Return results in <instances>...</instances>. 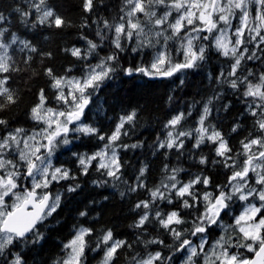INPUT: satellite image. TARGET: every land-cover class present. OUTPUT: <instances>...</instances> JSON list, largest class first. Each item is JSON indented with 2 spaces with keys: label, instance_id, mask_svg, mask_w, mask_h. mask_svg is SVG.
<instances>
[{
  "label": "trees",
  "instance_id": "obj_1",
  "mask_svg": "<svg viewBox=\"0 0 264 264\" xmlns=\"http://www.w3.org/2000/svg\"><path fill=\"white\" fill-rule=\"evenodd\" d=\"M142 2L138 20L172 35L157 1ZM131 6L132 0H0V185L3 162L12 161L14 184L32 189L20 143L4 142L42 128L35 109L43 100L61 106L58 81L109 67L106 77L89 87L81 112L92 131L72 134L54 147V166L67 176L37 190L39 196L51 192L49 209L29 237L2 249L0 264L15 257L21 264H65L82 228L81 264H101L112 247L108 264H137L154 255L155 264L201 263L202 255L193 258L184 243L200 246L203 238L210 260L218 262L221 256L210 248L223 235L243 240L250 260L261 246L264 229L263 240L249 249L253 241L237 217L247 202L262 205L264 216L262 198L234 195L217 220L204 198L206 192L230 194L244 162L243 144L263 132L264 104L255 109L247 83L257 73L251 66L248 71L246 61L239 74L247 81H232L235 56H224L210 43L196 64L181 59L182 48L179 54L172 49L178 67L153 74L156 50L137 48L134 35L118 32ZM159 18L163 24H157ZM117 131L116 173L98 157L85 162ZM172 131L180 137L170 144ZM215 132L228 149L220 150L211 137ZM174 214L178 220L169 221Z\"/></svg>",
  "mask_w": 264,
  "mask_h": 264
},
{
  "label": "rangeland",
  "instance_id": "obj_2",
  "mask_svg": "<svg viewBox=\"0 0 264 264\" xmlns=\"http://www.w3.org/2000/svg\"><path fill=\"white\" fill-rule=\"evenodd\" d=\"M132 1L133 6L128 11L127 22L118 25V32L126 33L129 38L134 35L137 48L150 46L156 50L151 65V72L153 74L162 75L178 67L179 61H177L172 51L174 48L178 54L181 53L180 48L183 49V57H181L183 61L189 62L192 60L196 38L200 37L199 32L202 21L205 25L209 21L210 0H156L159 4L157 8L160 10H158L160 16L168 22L167 29L170 28L174 36L178 35L179 31L185 29V34L181 35L179 40L173 35L170 36L169 40L165 30L161 28L153 29L148 25L142 24L138 20V12L144 11V2L142 0ZM252 3H241L232 0L227 4L228 7L226 9H229L231 5L234 9L242 10L240 15L236 10H232L231 18L226 17L228 21H235L238 15L239 20H244L242 26L236 31V41L232 39L231 28L221 34L217 40L218 47L225 54H237L241 52L239 56L241 57L249 49V47H245L244 45L243 48L241 47L244 42V35L245 37L264 36V0H255ZM221 8L222 10H219V12L222 13L225 8ZM254 9H258L259 11L254 12ZM162 18L156 21L158 25L163 24ZM257 23L258 25H256ZM119 40L118 38V43ZM108 72L109 67L101 65L93 67L84 78L70 77L60 79L57 87L59 97L62 100L61 106H47L45 100H43L35 109L34 116L42 123V128L26 137L19 138L13 136L4 142L7 146L11 144L13 139L20 143V156L27 163V168L30 170L28 176L33 185L32 189L29 190L37 191L38 189H45L53 181L64 179L67 176V172L61 167L54 166L52 160L54 147L57 146L59 141H69L72 134L92 131L88 125L81 121V112L89 100V97L86 96L89 87L94 86L99 80L106 77ZM250 92V96L252 97L250 101L256 102L255 107L260 108V102L264 104V74L261 76L259 82L250 88ZM261 125L263 127L262 136L252 139L244 145L245 161L241 164V171L236 176L237 180L230 194L228 196L224 195L225 197L223 196L224 200L228 201L234 195L243 200L251 195H258L257 197L262 198L264 202V118L261 120ZM201 128L207 131L205 127ZM183 134L181 133V135ZM118 135V131L111 135L108 144L95 155L85 159V162L98 157L104 166L109 167L112 173H116L118 170V151L115 142ZM179 137L180 135L176 136L174 131H172L169 135L168 143L172 144L176 142ZM211 137L220 141V150L224 151L226 145L221 140L220 134L215 132ZM3 166L5 181L0 185V253L4 247L10 245L15 238H18L14 234L1 231L3 220L9 212L7 211V206L10 204L13 210L22 203L27 197L28 192V189H22L18 184H14L13 182L12 177L15 174L14 171L17 166L12 161H4ZM192 184L194 182L183 186L181 192H188ZM43 196H40V199ZM204 198L207 200L209 208L216 202L211 192H206ZM57 203L58 200L50 207V211H53L57 207ZM261 211L262 205L247 202V205L237 217L240 229L253 241L248 245L249 249L253 248L254 242L263 240L264 216H260ZM177 218L174 214L169 218V221L178 220ZM85 232L86 229H80L70 242L71 253L65 264H81ZM226 242L227 239L223 235L212 249H221ZM189 248L192 253L196 252L195 246H189ZM112 251L113 247L106 254L101 264L109 263ZM157 257V255L148 256L137 264H155ZM224 260L226 264L250 263V259L238 258L233 254H229ZM8 261H10V258ZM9 264H21L20 259L18 257L12 258ZM204 264H210L209 256L204 257Z\"/></svg>",
  "mask_w": 264,
  "mask_h": 264
},
{
  "label": "flooded vegetation",
  "instance_id": "obj_3",
  "mask_svg": "<svg viewBox=\"0 0 264 264\" xmlns=\"http://www.w3.org/2000/svg\"><path fill=\"white\" fill-rule=\"evenodd\" d=\"M231 1L232 0H216V5H215L214 11H212V8L214 5V0L209 1L210 2L209 21H208V23H206V25L202 21V26H201L200 32H199L200 37L196 38V42H195L196 45H195V48L193 51L194 55L192 58V62L194 64H196V62L198 61V58L200 56H202L204 54V52H208V50L206 51L205 49H206V46L208 47V45L211 43L214 47L216 46L218 48L217 50L222 52L224 56H228V55H234L235 56V62L233 64V68L231 71V76L233 77L232 81H240V79H241V81H247V79H245L244 76L241 77V74H239V73H242V67L246 61H247V63H246L247 65H245V66L248 67V71H249L250 66L253 67L254 71L257 73L258 76L257 77L252 76V79H249V81H247L249 88H251V87H253L254 84L259 82L261 76L264 74V36L257 35V36L245 37V35H244V42L241 45V47L243 48V45H244L245 47H249V49L246 52H244V54L241 57H239L241 55V52H239L237 54H235V53L234 54H225L218 47L217 40L220 38L221 34L225 33L227 30H229V28L232 29V39L234 41H236V39H235L236 38V31L243 24L244 19L239 20V15L242 12L241 9H239V10L234 9V7H232L231 5L229 6V9L228 8L226 9V7H228L227 4ZM236 1L241 2V3H244V2L245 3H252L255 0H236ZM221 7L225 8V10H223L222 13L219 12V10H222ZM232 10H236L239 15L236 16L235 21L232 20V22H231V21H228L226 17L231 18ZM257 11H259V10L254 9V12H257ZM256 25H258V23ZM185 32H186L185 29H183L182 31L178 32V35L174 36L172 34V31H171V34L174 37L181 38V35L185 34ZM166 36L170 40L171 35H169L167 33ZM261 104L262 103L260 102V106H261ZM255 109L257 110V107H255ZM262 134L263 133H261V135H259V136L253 137V138L249 139L248 141H246L242 146V151L244 152V145L247 142L251 141L252 139H256L258 137H261ZM220 136H221V140H223L225 142V145H226L225 148L228 149L227 140L221 134H220ZM214 142L217 143L218 147H221L219 140L214 139ZM223 196H224L223 194H219V196H216L214 198V201H216V202L213 204V206H210V208L208 207L210 214L212 216H214L215 220L219 219L220 216L222 214H224L225 211H227L228 201L226 199L224 200ZM236 199L240 200V198H238V197ZM221 237H220V239H221ZM220 239H218L217 241H214L213 242L214 245L217 244ZM263 242H264V240L262 241V243L260 245H262ZM206 244H207V238L202 239L200 246L198 244H195L192 242L191 243H184V245H187V247L195 246L196 252L192 253L190 251L193 258H196L199 255H202L201 263H199V261L197 260V263H193V264H204V257H206V256H209V259H210L211 254H209L208 252L205 251ZM212 247L210 249H212ZM216 249H217V252L219 253V255L221 257H220L218 262L215 260H213V261L210 260V264H226V261L224 259L227 258V256L229 254H233L238 258H246L244 241L241 239H238L236 237H233L231 239V241H229L227 239V242L224 244V246L221 249H219V248H216Z\"/></svg>",
  "mask_w": 264,
  "mask_h": 264
},
{
  "label": "water",
  "instance_id": "obj_4",
  "mask_svg": "<svg viewBox=\"0 0 264 264\" xmlns=\"http://www.w3.org/2000/svg\"><path fill=\"white\" fill-rule=\"evenodd\" d=\"M215 5L216 0H214L212 11ZM51 201V192L39 199L37 191L28 190L27 197L22 203L7 213L1 225V231L14 234L20 239L29 237L43 219ZM249 264H264V243L256 251Z\"/></svg>",
  "mask_w": 264,
  "mask_h": 264
}]
</instances>
